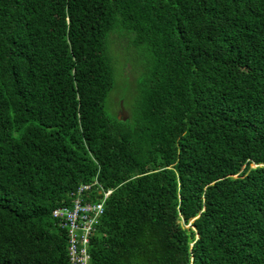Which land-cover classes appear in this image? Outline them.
<instances>
[{
  "label": "trees",
  "instance_id": "trees-1",
  "mask_svg": "<svg viewBox=\"0 0 264 264\" xmlns=\"http://www.w3.org/2000/svg\"><path fill=\"white\" fill-rule=\"evenodd\" d=\"M84 184L92 264H264V0H0V264H70Z\"/></svg>",
  "mask_w": 264,
  "mask_h": 264
},
{
  "label": "built area",
  "instance_id": "built-area-1",
  "mask_svg": "<svg viewBox=\"0 0 264 264\" xmlns=\"http://www.w3.org/2000/svg\"><path fill=\"white\" fill-rule=\"evenodd\" d=\"M92 190L89 184L81 185L73 192L74 198L70 205L57 207L53 211L59 226L67 230L70 264H92L91 240L99 229L105 202L113 192V189L99 186L97 190L102 197H96L94 202L85 201L84 193Z\"/></svg>",
  "mask_w": 264,
  "mask_h": 264
},
{
  "label": "rangeland",
  "instance_id": "rangeland-1",
  "mask_svg": "<svg viewBox=\"0 0 264 264\" xmlns=\"http://www.w3.org/2000/svg\"><path fill=\"white\" fill-rule=\"evenodd\" d=\"M119 43L121 45L122 41L120 40ZM116 55L119 57V62L115 68V84L109 94V104L116 114L111 115L118 117L122 106H124V109L129 114V118V106L133 98L132 91L135 88V85L129 81L135 82V79L140 77L141 73L145 70L148 57L144 51L142 52V56L141 54H136L134 48H124L122 46L117 47ZM126 77H130V80H126Z\"/></svg>",
  "mask_w": 264,
  "mask_h": 264
},
{
  "label": "water",
  "instance_id": "water-1",
  "mask_svg": "<svg viewBox=\"0 0 264 264\" xmlns=\"http://www.w3.org/2000/svg\"><path fill=\"white\" fill-rule=\"evenodd\" d=\"M128 112L125 109H122V112L119 114L118 118L126 120L128 118Z\"/></svg>",
  "mask_w": 264,
  "mask_h": 264
},
{
  "label": "bare ground",
  "instance_id": "bare-ground-1",
  "mask_svg": "<svg viewBox=\"0 0 264 264\" xmlns=\"http://www.w3.org/2000/svg\"><path fill=\"white\" fill-rule=\"evenodd\" d=\"M97 184V183H96ZM87 192V191H86Z\"/></svg>",
  "mask_w": 264,
  "mask_h": 264
}]
</instances>
